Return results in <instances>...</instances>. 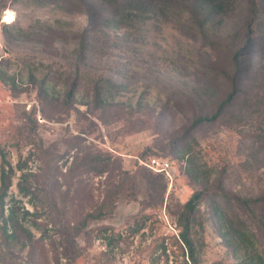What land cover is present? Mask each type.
<instances>
[{
    "label": "rangeland",
    "instance_id": "1",
    "mask_svg": "<svg viewBox=\"0 0 264 264\" xmlns=\"http://www.w3.org/2000/svg\"><path fill=\"white\" fill-rule=\"evenodd\" d=\"M84 1L0 0V61L8 60L2 69L16 78L15 87L0 81V169L2 153L13 166L20 155L29 158L35 170L41 143L66 154L80 139L121 158L129 172L138 166L149 171L152 158L168 161L174 180L163 205L146 206L144 185L135 189L136 199L129 189L111 217L90 225L91 239L78 240L82 254L74 264H191L179 241V214L204 183L209 197L193 223L199 264H242L241 253L223 238L224 220L234 209L214 193L222 176H227L229 198L231 192L264 187L257 183L264 179L263 169L243 171L264 141V0H237L219 16L202 10V0H148L144 14L121 24L111 22L113 8L105 0H86L87 6ZM7 11L15 17L12 23L4 22ZM6 24L27 33L5 35ZM251 25L261 51L257 56L243 52L242 93L226 114L187 135L195 120L215 114L231 92L232 59L243 49ZM31 71L39 80L49 76V98L30 83ZM75 79L80 88L72 107L54 104ZM97 87L104 92L105 111H95ZM19 176L10 195L33 211L18 193ZM93 178L98 194L104 178ZM103 227L111 229L105 235L111 239H97L96 230Z\"/></svg>",
    "mask_w": 264,
    "mask_h": 264
},
{
    "label": "trees",
    "instance_id": "2",
    "mask_svg": "<svg viewBox=\"0 0 264 264\" xmlns=\"http://www.w3.org/2000/svg\"><path fill=\"white\" fill-rule=\"evenodd\" d=\"M236 1L202 0L201 9L208 14L219 16L229 11ZM84 2L87 6L86 0ZM105 2L113 8L111 22L114 24L125 23L131 18L138 19V15L144 14L143 9L150 6L148 0H105ZM5 8L6 6L3 7ZM90 12L89 9L87 13ZM252 26H249L250 33L243 49L237 51L232 59L235 73L231 92L219 103L215 114L195 120L188 129L187 135H190L189 130L198 124L215 121L226 114L242 93L239 85L240 78L245 72L243 56H257L261 51L260 41L255 40ZM3 32L5 35L17 36L27 33L10 24L4 25ZM85 48L84 41L81 45L82 52ZM7 63L8 60L5 59L0 61V81L7 85L10 81V85L15 87L16 78L8 76L2 69ZM28 77L31 84L39 85L40 94L49 98V76L46 75L39 80L31 71ZM79 88L80 82L75 79L64 99L52 100L53 103L72 107V101L75 100ZM93 93L96 102L95 111L100 109L105 111L108 106L104 104L103 90L97 87ZM84 141L80 139L73 148L74 151L66 154H60L55 145L51 150V147L41 143L37 152L40 165L35 170L29 168V158L24 159L20 155L18 163L13 166L7 160L6 154H1L0 264H61L62 260L74 264L82 254L78 240L81 238L90 240L94 232L90 225L111 217L119 198L129 189L132 190L133 199H136L135 189L144 185L150 200V204L146 206L156 208L163 205L169 185V180L164 174L151 172L150 169L148 171L139 166L133 172L126 171L121 158L86 145ZM71 153L73 155H70ZM188 153L189 149L184 148V155ZM262 156H264V141L253 154L252 159H248L243 164V171L256 173L261 172V169L264 170ZM65 157H68V160L60 164ZM17 172L20 173L16 184L18 193L27 200L33 211L26 209L22 200L10 195ZM93 177L104 178L103 182H100L103 189H97L98 194L93 185ZM255 177L256 175H253L251 179L254 180ZM226 180L227 176L220 178L219 191L214 193L215 199H225L224 206L230 205L234 209L224 220V241L233 248L234 253H241L239 257L242 264H264V252L261 249V243L264 241V187L262 186L263 189L257 192L252 190L249 194L231 192L232 196L229 198L226 195ZM207 181L209 182V178ZM262 182L264 179L259 177L257 183L262 185ZM201 187L182 207L178 221L179 241L183 246L184 255L191 264H199V252L193 238V223L202 203L209 197L206 183ZM220 207H216V211H219ZM110 231L108 227L97 229V239H111V237L105 238ZM118 238L122 239L120 235ZM23 251H26L25 257L21 256Z\"/></svg>",
    "mask_w": 264,
    "mask_h": 264
},
{
    "label": "built area",
    "instance_id": "3",
    "mask_svg": "<svg viewBox=\"0 0 264 264\" xmlns=\"http://www.w3.org/2000/svg\"><path fill=\"white\" fill-rule=\"evenodd\" d=\"M146 166L155 173L164 174L168 178L169 183L173 182L174 172L172 165L168 161L153 158L148 161Z\"/></svg>",
    "mask_w": 264,
    "mask_h": 264
},
{
    "label": "bare ground",
    "instance_id": "4",
    "mask_svg": "<svg viewBox=\"0 0 264 264\" xmlns=\"http://www.w3.org/2000/svg\"><path fill=\"white\" fill-rule=\"evenodd\" d=\"M15 20V17L11 11H7L4 15V22L12 23Z\"/></svg>",
    "mask_w": 264,
    "mask_h": 264
}]
</instances>
